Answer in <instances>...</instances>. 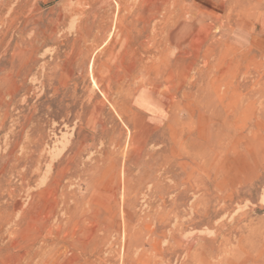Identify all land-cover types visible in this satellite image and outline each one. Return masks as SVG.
Returning <instances> with one entry per match:
<instances>
[{"label": "rangeland", "instance_id": "rangeland-1", "mask_svg": "<svg viewBox=\"0 0 264 264\" xmlns=\"http://www.w3.org/2000/svg\"><path fill=\"white\" fill-rule=\"evenodd\" d=\"M0 264H264V0H0Z\"/></svg>", "mask_w": 264, "mask_h": 264}, {"label": "bare ground", "instance_id": "bare-ground-1", "mask_svg": "<svg viewBox=\"0 0 264 264\" xmlns=\"http://www.w3.org/2000/svg\"><path fill=\"white\" fill-rule=\"evenodd\" d=\"M205 61V60H204ZM213 106V105H212ZM215 106H217L216 104H215ZM214 108V107H213Z\"/></svg>", "mask_w": 264, "mask_h": 264}]
</instances>
